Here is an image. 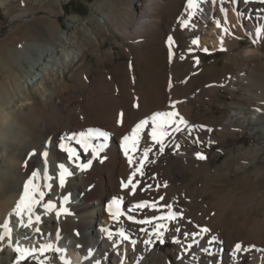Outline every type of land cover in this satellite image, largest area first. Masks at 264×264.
Wrapping results in <instances>:
<instances>
[{
	"label": "bare ground",
	"instance_id": "6f19581e",
	"mask_svg": "<svg viewBox=\"0 0 264 264\" xmlns=\"http://www.w3.org/2000/svg\"><path fill=\"white\" fill-rule=\"evenodd\" d=\"M4 1L0 0V3ZM62 1H54L61 10ZM136 6L137 14L128 17L132 26L128 18L120 20L109 15L103 16L99 21L104 31L111 34L116 30L129 43L130 49L137 53L136 63L122 62L112 73L101 67L90 73L84 63V50L77 46L66 44L68 48L58 49L54 45H41L36 47L37 53L34 54V47L27 45L24 47V55L32 64V73L15 84L10 80L5 89L2 87L0 145L6 147V154L11 144L16 147L8 157L7 167H0V236L5 237L0 240V264H4V260L9 261V264H17V261L13 262L11 259L15 251L13 247L9 248L10 242L15 247L19 245L37 252H41V248L45 252L51 245V249H59L57 252L61 261L66 260L69 264H197L193 259L186 262L183 258L196 242L199 243L200 252L207 254L205 249H210L216 258L222 255L220 247L209 244L210 234L201 231L209 221L207 218H204L207 221L203 219V214L209 207V199L203 195L197 197L200 203L197 206L195 196L192 198L187 194V189L180 180L184 176L183 165L189 161L186 144H212L220 140L217 135L206 134L209 127L197 120L201 116L200 103L205 97H218L221 89L235 91L236 87L246 81V76L241 72L221 80L209 76H192L204 67L200 52L206 45L212 44L216 50L222 47L234 48L240 45L246 34L256 39V29H264V8L259 9L255 1L247 3L245 0H215V3L207 0L193 9L189 8L188 0H138ZM190 12L194 13L191 18ZM189 20L188 26H183V22ZM211 21L215 25L212 32L209 31ZM217 22L220 27H217ZM85 36L88 41L97 42L99 60H103L104 54L109 61L115 59L113 49L102 53L98 32L88 29ZM169 37L172 39L171 45ZM179 40L186 44L187 51L183 55L178 54ZM259 41L264 42V33ZM149 47H155V51L161 53L159 71L154 63L157 54L149 50ZM254 54L255 50L251 48L244 52L245 57H252ZM144 62L146 65L141 66ZM183 63L188 64L186 69L182 67ZM65 69H69V76L75 75L79 81L70 86L64 80L65 92L62 95H57L56 92L49 95L45 93L48 79ZM185 70H189V74ZM31 87L44 92L43 95L48 100H55L58 96V101H53L51 108L54 125L51 122L43 144H40V135L35 131L25 133L30 128L25 125L27 118L23 113L17 118L13 117L17 111L14 109L16 98L22 95L24 88ZM45 107L43 101L42 104H37L36 109L44 111ZM231 107L232 110L219 131L220 135L225 136L232 130H248L251 134H255L259 128L264 131V111L250 109L235 102ZM162 109L178 112L187 122V127L179 125L180 131L170 130L164 143L171 145L173 150L167 152L164 149L162 154L157 150V154L152 157L156 167L151 175L144 177L146 163L141 167V160L134 157L137 153L130 151L132 163L129 164L128 156L123 150V137L131 136V132H126L138 120L148 118L154 111ZM148 126L151 128V123ZM89 129L108 134L107 140H90L97 148L103 145L98 156H93L91 149L86 150L78 143L81 135L86 136ZM65 148L72 150L71 157ZM129 148L131 149V142ZM176 148L180 149V155L176 153ZM23 149H27L25 154ZM45 151L48 153L46 163L50 179H45ZM263 152L262 140L254 147L243 148L237 153L232 151L227 161L218 169L224 168L222 171L227 172L231 171V166H235L237 170L247 169L250 165L257 164ZM191 153L196 163L210 167L211 162L203 152ZM197 153L205 158L199 159ZM140 155L143 157V153ZM232 160L235 161L233 164L230 163ZM259 161L264 163V156ZM60 165H63L67 173H71L65 175L63 187L59 180ZM84 165L88 166L84 168ZM263 170L264 167H257L254 173L257 177H262ZM34 172L37 174L34 183L43 192V199L33 206L32 223L29 226L28 213L25 212L22 217L16 216L15 205L23 194L24 184L33 179ZM130 176L132 184L125 188L123 185ZM140 178L145 181V185L152 184V187L157 180L163 178L173 201L183 206L180 217L175 220H160L155 215L148 217V220L167 224V233L178 240L179 254L176 255V263L159 250L149 251L153 248L154 241L151 244L145 243L143 230L132 223L141 218L135 209L136 204L147 202L152 205L146 198H153L157 194L152 189L146 193L142 184H137ZM72 184H75L73 188ZM132 185H135L134 193ZM160 186L165 189L163 184ZM160 189L162 188H159V193ZM176 195L179 197L176 198ZM126 196L128 197L125 199ZM114 200L120 202L118 218H113L110 214L117 212V207L112 205ZM125 203L128 206H124ZM49 204L52 207H48ZM37 216L40 217L39 222L36 221ZM192 220L197 225L192 224ZM4 224H8L11 229L10 240ZM71 224L74 227L70 233L68 229ZM177 228L179 231H176ZM117 232H123L128 239L117 238ZM42 242L43 245H40ZM246 248L248 245L242 246V250ZM261 249L252 256V264H264V247ZM241 258V253L236 252L235 264H240ZM25 259H21L19 264H23ZM205 264L220 262L207 261Z\"/></svg>",
	"mask_w": 264,
	"mask_h": 264
},
{
	"label": "rangeland",
	"instance_id": "374dc122",
	"mask_svg": "<svg viewBox=\"0 0 264 264\" xmlns=\"http://www.w3.org/2000/svg\"><path fill=\"white\" fill-rule=\"evenodd\" d=\"M54 1L5 0L4 3H0V93L3 92V88L5 89L9 86L8 82L10 80L15 84L16 81L21 80L25 75L32 73V64L24 55V47L27 45L34 47L32 50L34 54L37 53L36 47L41 45H54L58 49L68 48L69 45L77 46L78 49L84 50V63L90 73L98 67L107 69L108 72L112 73L113 69L122 62L136 63L137 53L135 50L130 49L129 43L120 37L116 30L112 31L111 34L104 31L100 27L99 21L105 15L116 17L120 20L135 16L138 11L136 6L138 0H63V10ZM245 1L247 3L255 1L259 9L264 8L262 0ZM129 21L132 26L131 19ZM213 23L211 21L209 25L210 32L215 28ZM88 29L98 32L103 54L107 50H114L115 59L113 61L107 60L105 54L102 57L103 60H99L100 52L96 51L97 42H90L85 36ZM254 40L256 42H253ZM213 48L212 44H208L201 50L200 55L204 61V67L195 73L192 78L209 76L221 80L241 72L246 76V81L241 86L236 87L235 91L221 89L218 97L213 99L212 97H205L200 103L201 116L200 120H197L209 127L206 134L217 135L220 140L212 144L199 142L191 145L189 143L186 144L189 152V161L183 165L184 176L180 181L186 187L187 194L192 198L195 196L194 199L197 206H200L199 198L202 195L209 199V207L203 214V219L207 218L209 221L204 219L207 224L202 229L208 226L207 229H210L208 233L211 240L215 237L213 245L220 247L223 252L221 256L216 258L213 254L200 252L199 243L196 242L186 251L183 258L186 262L193 259L197 264H205L207 261L212 263L220 262V264H235L237 261L235 245L239 243L241 246L248 245V248L250 247L240 251L242 256L240 264H252V256L257 253L258 249L262 250L261 248L264 247V175L257 177L254 173L257 167H264V163L259 161L264 156V152L259 156L257 164H252L247 169L237 170L235 166H231V171L227 172L222 171L225 170L224 168L220 170L218 167H221L227 161L232 151L237 153L243 148L254 147L262 140L264 141V131L259 128L255 134H251L248 130H232L233 132H229L225 136L220 135L219 131L226 122L227 116L232 110L231 104L234 102L250 109H261L264 111V42L253 39L249 34H246L239 46L234 48L222 47L217 50ZM249 48L255 50V54H257L252 57H245L244 52ZM149 50L155 51V47H149ZM186 51L185 42L179 40L178 54L183 55ZM155 52L157 55L154 58V61L156 60L154 63L158 66V61L161 60L162 56L160 52ZM145 65V62L141 64V66ZM159 66L157 71H159ZM187 66V63H183L182 67L186 69ZM68 72L69 69H65L59 72L57 76L52 75L47 81L48 87L45 93L49 95L56 92L57 95H62L65 92L63 91L64 80H66L67 85L74 86L79 81L78 77L75 75L71 77ZM185 73L189 74V70H185ZM157 76L159 77L158 74ZM45 93L34 87L24 88L22 95L15 100V108L13 107L17 109L13 117L17 118L19 114L23 113L27 118L25 125L30 128V131H25V133L28 134L30 132L31 134L35 131L36 134L40 135V144L44 143L48 127L50 128L53 124L51 120L53 101H58V96L54 98L55 100L46 99L43 95ZM43 101L46 104L45 110L38 111L36 106L37 104H42ZM155 112L157 111L153 113ZM142 119L134 123L126 133H130L131 129ZM1 121L0 119V125ZM150 132V126L147 127L146 131H141L139 142L134 150L137 153L134 156L135 159L142 160L143 157L140 154L143 153L145 148H151L148 159L144 161L146 163L144 177L153 173L156 162L152 160V157L157 154V150L160 147L151 140ZM90 143L92 144V141ZM93 145L97 148L95 144ZM165 146L167 152L173 150L171 145ZM15 147V145L11 144L6 154V147L0 145L1 169L5 168L4 166L7 167L8 157L13 154ZM26 151L27 149H23V154ZM175 151L178 155L181 154L180 149L176 148ZM192 151L203 152L211 162L210 167L196 163L191 153ZM234 162L232 160L230 163L233 164ZM152 163L153 166H151ZM262 172L264 173V170ZM163 180V178L157 180L158 183L156 181L154 187H152V184L145 185V181L140 178L137 184H142L146 193L151 189L154 192L156 191L157 194L153 198L150 196L146 198L152 202V205L155 204L156 207L153 208L151 205L141 209L135 207L141 218H137L132 223L143 230L145 234L143 241H154V246L149 251L159 250L168 255L173 263H176V255L179 254V242L167 233V224H165L166 229L161 230L164 242L160 243L159 239L152 235L154 226L160 222L150 220L151 223H141V221H149L148 217L151 215L161 217L167 216L170 212L178 214L176 219L180 217V211L183 206L173 201L171 194H169L170 191H167V186H164L167 183ZM159 181L161 182L159 183ZM161 184H163L165 189L160 186L159 188L162 189H160L159 193L157 185ZM74 186L75 184H72L71 188ZM167 194L169 195L166 196ZM161 196L165 200H160ZM175 197L178 198L179 195ZM197 197L199 198L196 199ZM166 204L171 205V208L164 207ZM124 206H128V204L125 203ZM191 223L197 225L194 220ZM54 225H56V221H54ZM73 227V224L69 225L68 231L70 233L73 231ZM116 234H119V232ZM117 238L122 237L118 235ZM0 244H2L1 241ZM40 245H43V242ZM11 247L15 251V245L12 242L9 243V248ZM197 253H201V255H196ZM17 256L18 254L15 251V255L11 258L13 262L17 261ZM26 259L23 264H63L59 253L55 249H50L43 253L35 251L34 255ZM4 264H9V261L4 260Z\"/></svg>",
	"mask_w": 264,
	"mask_h": 264
},
{
	"label": "snow or ice",
	"instance_id": "6c2138e0",
	"mask_svg": "<svg viewBox=\"0 0 264 264\" xmlns=\"http://www.w3.org/2000/svg\"><path fill=\"white\" fill-rule=\"evenodd\" d=\"M207 2V0H188V6L190 9L193 8H198V5L200 3ZM213 3H215V0H212ZM232 2V0H230ZM264 2V0H262ZM223 11V9H221ZM194 15V13L190 12L189 17L191 18ZM189 21L183 22V26L187 27ZM217 27H220L219 22H217ZM264 33V29L262 28H257L256 29V39L259 40L261 38V34ZM196 43V41H193ZM222 42V38H221ZM253 42H256L254 40ZM172 39L169 37V44L171 45ZM223 50V49H222ZM207 51V49H205ZM171 55V53H170ZM174 107V105H173ZM177 117L179 118L177 120ZM151 123V132H150V137L151 140L155 143L158 144L159 147V152L162 154L165 149V139L170 135V130L174 129L175 131H180L179 125H184L187 127V122L184 120L182 116H179V113L176 111H157L153 113L150 117L142 119L139 123L135 125V127L131 131V136H124L123 137V150L126 156H128L129 159V164L132 163V157L129 155L130 151H134L137 147V144L140 139V134L141 131ZM103 138V140L108 139V134L103 131H94L92 129H89L87 132V135H81L80 140L78 143H81L86 150L91 149L92 155L93 156H98L100 150L103 148V145L100 146V148H96L93 144L89 143L88 141L92 139H100ZM129 142H131V149L129 148ZM64 147V146H62ZM65 150L68 152V155L71 157L73 155V152L70 148H65ZM151 151V148H145L143 151V159L140 161L141 167L143 166L144 161L148 159L149 152ZM43 156L45 157V179H50L47 175V163H46V158L48 156V153L45 151L43 153ZM197 157L199 159H204L205 157L199 153H197ZM88 165H84L82 167L86 168ZM61 169L59 180H60V186L63 187L64 181H65V175H70L71 173H67V170L64 169L63 165L59 166ZM139 171V169H138ZM36 173H33V179L27 180V182L23 186V194L20 196L18 202L15 205V215L18 217H22L25 212L28 213V224L29 226L32 223V210L33 206L39 203V200L43 199V192L39 190V186L34 183V179L36 177ZM133 176H135V173H133ZM130 184H132V177L130 176L128 179V182L125 183L123 186L127 188ZM165 187L167 186L166 184L164 185ZM50 187V186H49ZM160 185H157V188H159ZM132 192H135V185H132ZM164 197L161 196L160 200H163ZM119 200H114L112 202V205L117 207V212L116 213H110L113 218H118L119 216ZM48 207H52L51 204L48 205ZM111 207V206H110ZM137 209L141 208H146L149 207L147 202H142L138 203L135 206ZM151 207L155 208L156 205L153 204ZM166 208H171V205H164ZM177 213L170 212L167 216H161L159 217L160 220H175L177 217ZM182 215V214H181ZM40 217H36V221L39 222ZM141 223H151V221H141ZM23 226V225H21ZM3 227L6 230V235L7 238L10 240L11 239V229L8 227V224H4ZM162 229H166V225L164 223H159L154 226V230L152 232V235L156 236L157 239H159L160 243H163V232L161 231ZM39 231V229H37ZM176 231H179L177 228ZM202 232L207 233L209 229L203 228L201 229ZM124 240H127L128 237L121 232L119 234ZM187 235V234H186ZM109 236H111V233H109ZM5 237L0 236V240H3ZM176 242V241H173ZM145 243L151 244V240L145 241ZM215 243V237L212 238V240L209 241V244ZM49 250L51 249V245L48 246ZM242 250L241 244L237 243L235 245V251L240 252ZM15 251L17 252V264H19V261L21 259H25L28 256L34 255L35 249H28V248H21L19 245L15 247ZM41 253H43L44 249H40ZM59 251V249H57ZM205 251L208 252V254H211L210 249H205ZM63 264H69L68 261H64Z\"/></svg>",
	"mask_w": 264,
	"mask_h": 264
}]
</instances>
